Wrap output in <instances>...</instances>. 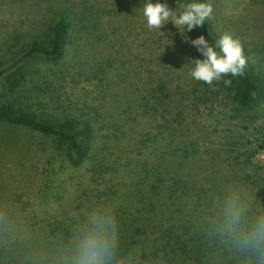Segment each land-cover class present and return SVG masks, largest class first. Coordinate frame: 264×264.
Segmentation results:
<instances>
[{
  "label": "rangeland",
  "instance_id": "1",
  "mask_svg": "<svg viewBox=\"0 0 264 264\" xmlns=\"http://www.w3.org/2000/svg\"><path fill=\"white\" fill-rule=\"evenodd\" d=\"M181 2L167 0L174 9ZM209 2L213 33L219 37L228 32L239 39L251 49L248 61L264 71V0ZM143 3L0 0V70L17 69L20 83L12 94L14 100L31 110L37 108L49 119L89 117L97 134L96 146H102L105 153L104 163L116 160L117 165L113 173H99L97 155L71 166L37 132L0 122V264H66L74 237L93 212L110 213L117 223L124 220L128 227L137 226L128 239L117 228L112 264H195V226L185 221L183 213L171 214L170 208L158 205L149 219H138L146 194L104 193L114 183L123 186L135 160L144 159L148 148L142 154L137 143L155 130L153 124L162 115L152 119L143 113L141 88L159 77L168 80L171 90L185 89L191 80L198 82L188 69L189 60L200 53L170 21L160 30H149ZM60 17L70 24L65 56L55 63L35 54L11 67L33 39L47 44ZM199 34V28L186 32L189 38ZM94 71L97 78L92 77ZM2 99L0 87V103ZM179 105L187 120H194L189 136L198 138L201 153L226 135L242 136L252 144L259 136L247 121L230 117L226 101L199 104L198 110L188 100ZM253 161L264 162V148ZM190 165L198 177L204 174L203 167L197 168L193 161ZM209 240L200 264H219Z\"/></svg>",
  "mask_w": 264,
  "mask_h": 264
},
{
  "label": "trees",
  "instance_id": "2",
  "mask_svg": "<svg viewBox=\"0 0 264 264\" xmlns=\"http://www.w3.org/2000/svg\"><path fill=\"white\" fill-rule=\"evenodd\" d=\"M69 29V22L60 17L53 25L47 44L33 39L11 67L35 54L56 63L65 56ZM199 31L210 44L218 38L211 30L210 20H206ZM241 47L245 56L243 75L233 77L229 74L211 84L191 80L187 88L176 87L174 90L170 89L167 79L159 77L141 88L139 105L143 113L152 119H156L157 114L162 115L153 124L155 130L137 143L139 151L143 154L144 149L148 148V154L144 159L135 160L136 164L128 170L123 186L114 183L104 192L107 194L123 190L134 192L135 195L146 194V206L143 207V214L137 216L138 219H149L158 205L170 208L171 214L183 213L181 215L186 218L185 221L195 226L194 240L197 246L192 253L195 264H200L203 259L209 245L206 239L209 238L213 249L211 251L216 253L219 264H246L245 255L215 230L220 206L226 196L235 193L245 203L249 213L264 211V162L253 161V156L264 148V122H259L264 119V71L246 58L251 49L247 50L243 44ZM6 69L0 70L3 79L0 84L3 97L0 103V122L37 132L49 140L71 166L100 155L97 164L99 168H95L99 173L110 170L113 173L117 170L116 160L111 164L104 163L105 153H102V146H96L97 134L89 117L68 115L49 119L43 117L37 108L31 110L21 106L12 97L20 83L16 77L17 69ZM5 71L7 73L3 74ZM92 77L97 78L95 71ZM224 79L231 83L225 85ZM177 93L179 96L175 101ZM181 100H188L192 108L197 110L199 104L226 101L230 117L247 121L254 133L259 135L255 138L256 142L252 144L242 136L226 135L215 147L201 153L198 140H195L198 138L189 136L194 120H187L184 108L179 105ZM173 101L175 103L170 111ZM191 161L197 168L203 167L204 174L198 177L196 171L191 170L193 166H189ZM136 200L138 202L143 199ZM164 200L169 202L165 203ZM117 224L123 236L127 235L126 239L137 230V226L128 227L124 220Z\"/></svg>",
  "mask_w": 264,
  "mask_h": 264
},
{
  "label": "clouds",
  "instance_id": "3",
  "mask_svg": "<svg viewBox=\"0 0 264 264\" xmlns=\"http://www.w3.org/2000/svg\"><path fill=\"white\" fill-rule=\"evenodd\" d=\"M142 15L149 30H160L170 21L180 36L183 32L187 37L183 40L195 46L200 56L189 60L192 79L211 84L229 74L243 75L245 56L239 39L223 32L210 44L203 34L186 35L212 18L209 0H184L177 9L169 7L167 0H144ZM223 83L231 81L224 79ZM117 228L114 215L91 213L74 237L66 264H112ZM215 230L245 255L246 264H264V211L249 213L239 196L230 193L220 206Z\"/></svg>",
  "mask_w": 264,
  "mask_h": 264
}]
</instances>
